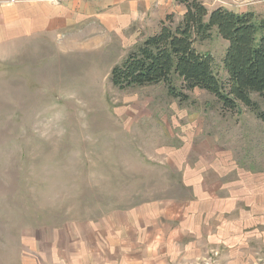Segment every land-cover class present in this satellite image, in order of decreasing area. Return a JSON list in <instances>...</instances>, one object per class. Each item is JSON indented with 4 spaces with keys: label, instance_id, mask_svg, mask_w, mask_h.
I'll return each instance as SVG.
<instances>
[{
    "label": "rangeland",
    "instance_id": "obj_1",
    "mask_svg": "<svg viewBox=\"0 0 264 264\" xmlns=\"http://www.w3.org/2000/svg\"><path fill=\"white\" fill-rule=\"evenodd\" d=\"M201 1L213 7L218 0ZM225 2L264 21V0ZM74 40L0 45V264H30L37 229L186 192L183 169L197 158L219 160L214 146L264 168V121L241 103L224 110L197 88L182 90L181 101L163 83L120 90L109 73L126 53L90 52ZM227 45L215 28L195 43L211 55L221 83ZM173 84L181 86L176 77ZM252 98L264 113V102ZM219 233L213 229L202 258L176 263L264 264V225Z\"/></svg>",
    "mask_w": 264,
    "mask_h": 264
},
{
    "label": "crops",
    "instance_id": "obj_2",
    "mask_svg": "<svg viewBox=\"0 0 264 264\" xmlns=\"http://www.w3.org/2000/svg\"><path fill=\"white\" fill-rule=\"evenodd\" d=\"M203 3L210 10L244 12L225 0L213 7ZM184 11L177 0H0V45L48 36L64 42L69 36L90 52L127 53L157 32L167 15L179 18ZM216 151L219 160L197 158L183 169L186 192L177 196L37 229L28 262L177 264L202 258L214 228L226 237L230 227L264 225V168Z\"/></svg>",
    "mask_w": 264,
    "mask_h": 264
},
{
    "label": "trees",
    "instance_id": "obj_3",
    "mask_svg": "<svg viewBox=\"0 0 264 264\" xmlns=\"http://www.w3.org/2000/svg\"><path fill=\"white\" fill-rule=\"evenodd\" d=\"M185 11L177 20L167 15L157 32L129 50L109 73L110 83L120 90L163 83L170 96L184 101L182 90L201 89L213 95L224 110L237 103L264 121V113L252 95L264 102V21L251 12L224 7L208 10L201 0H177ZM215 28L228 45L223 66L228 79L221 83L212 69L213 59L195 48ZM176 77L180 88L173 84Z\"/></svg>",
    "mask_w": 264,
    "mask_h": 264
}]
</instances>
